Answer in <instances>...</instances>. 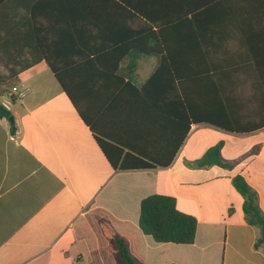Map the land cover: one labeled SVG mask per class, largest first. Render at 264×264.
<instances>
[{
  "label": "crops",
  "instance_id": "obj_1",
  "mask_svg": "<svg viewBox=\"0 0 264 264\" xmlns=\"http://www.w3.org/2000/svg\"><path fill=\"white\" fill-rule=\"evenodd\" d=\"M184 13L204 16L193 28L205 48L172 54L174 70L175 60L186 63L177 67L191 78L194 107L202 97L204 112L232 130L191 124L175 154L183 125L176 134L175 103L164 96L175 81L142 90L159 65L144 52L145 31L166 29L175 45V15ZM2 31L12 35L4 43L0 36V61L24 62L20 82L47 80L0 100L13 119L0 117V264H117L115 235L138 264H264L260 231L233 185L242 176L264 215V0H5ZM52 67L99 137L138 149L153 165L115 170ZM35 93L46 96L33 101ZM219 142L231 168L193 165ZM155 194L197 219L194 243L143 233L141 202Z\"/></svg>",
  "mask_w": 264,
  "mask_h": 264
},
{
  "label": "trees",
  "instance_id": "obj_2",
  "mask_svg": "<svg viewBox=\"0 0 264 264\" xmlns=\"http://www.w3.org/2000/svg\"><path fill=\"white\" fill-rule=\"evenodd\" d=\"M4 1L5 0H0V4ZM203 17L204 16L200 13L175 15V22H178L181 26V28H175V45L168 44L167 38L168 34L171 32L166 29L157 31L148 29L145 31L146 40L149 39V44L145 47L144 52L145 54L158 56L159 65L142 90L147 91L148 87L156 84L159 85L158 83L160 81H162L163 84L166 83L169 87L171 80L175 81V88L164 93L166 97L165 101L175 103V121L178 123V126L175 128L176 134L179 133V126L183 125L179 138L175 141V154L182 146L191 124L209 122L218 127L232 130L229 124L226 123L222 125L218 120V116L214 117L204 112L202 108V97L199 98V96H196L197 106L194 107L195 102L193 98H195V96L193 94L190 95L191 78L188 76L186 70L180 71L177 67L178 64L186 63H177V60H175L174 70V63L170 60V56L174 53L175 59L177 55H187L194 52L202 53L203 48H205L203 31L193 28V24L201 21ZM188 39H190V41ZM217 50L218 45L212 44V58L216 57ZM212 62L213 71L216 72L219 65L218 60ZM52 69L57 80L65 91H67V95L77 107L81 118L95 134L99 146L115 170L143 169L153 165L141 159L138 149L132 146L130 147V145L126 147V145L108 141L104 139V137H99L100 135L98 136L89 115L80 107L76 95L68 91V86L64 83V79L58 75V71L54 67H52ZM19 74L18 71L12 72L10 78L6 81L0 77V97L10 94V99L12 101L17 99L15 89L20 83ZM213 100L218 103L217 96H215ZM11 116L12 114L9 109L0 102V117L10 118ZM124 148H127L129 151H125ZM222 148L223 142H219L217 145L208 149L200 159L193 163V165L197 168L211 165L231 168L232 164L222 157ZM233 185L244 198L243 211L247 223L257 227L260 231L259 237L255 242V248H264V215L259 205L258 193L240 175L234 177ZM139 226L144 234L152 236L156 242L192 244L196 237L197 219L191 215L180 212L177 209L174 197L155 194L142 200ZM111 245L115 252L117 264H138L130 254L125 239L115 235L111 239Z\"/></svg>",
  "mask_w": 264,
  "mask_h": 264
},
{
  "label": "rangeland",
  "instance_id": "obj_3",
  "mask_svg": "<svg viewBox=\"0 0 264 264\" xmlns=\"http://www.w3.org/2000/svg\"><path fill=\"white\" fill-rule=\"evenodd\" d=\"M11 35H12L11 31H2L0 33L1 42L3 41L2 43H4L5 40L10 39ZM5 48H9V45H7V46L3 45V49H5ZM9 51H10V49L7 50L6 54H8ZM2 57H3V60L0 61V73L2 74V76H0V77L6 81L10 78L12 72L17 71L20 66L24 65V62L13 61L12 57H9L8 55H5V54H3ZM46 80L47 79L43 78V77H28V78L24 77V78H22V80L18 84V86L16 87V91L21 92V93H26V90L29 89L31 86H40ZM16 91H15V93H16ZM16 95H17V93H16ZM44 96H46V95H41V94L35 93V94H32L30 97H32L31 100H33V101H43ZM4 97L10 98V94H6ZM4 97H0V100L5 101ZM17 98H18V95H17ZM21 100L22 99H19V101H21ZM24 100H27V99H23V101Z\"/></svg>",
  "mask_w": 264,
  "mask_h": 264
},
{
  "label": "built area",
  "instance_id": "obj_4",
  "mask_svg": "<svg viewBox=\"0 0 264 264\" xmlns=\"http://www.w3.org/2000/svg\"><path fill=\"white\" fill-rule=\"evenodd\" d=\"M15 91H16V89H15ZM16 93H17V95H18V97H23L24 95H25V93H21V92H17L16 91ZM5 105V104H4ZM6 106V105H5ZM7 107V106H6Z\"/></svg>",
  "mask_w": 264,
  "mask_h": 264
},
{
  "label": "water",
  "instance_id": "obj_5",
  "mask_svg": "<svg viewBox=\"0 0 264 264\" xmlns=\"http://www.w3.org/2000/svg\"><path fill=\"white\" fill-rule=\"evenodd\" d=\"M9 119H10V121H12V120H13V119H12V117H10Z\"/></svg>",
  "mask_w": 264,
  "mask_h": 264
}]
</instances>
